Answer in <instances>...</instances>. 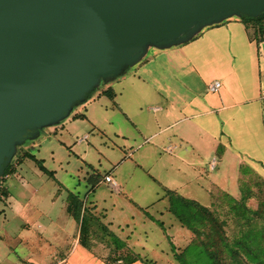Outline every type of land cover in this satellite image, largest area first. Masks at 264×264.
Returning <instances> with one entry per match:
<instances>
[{"label":"crops","instance_id":"1","mask_svg":"<svg viewBox=\"0 0 264 264\" xmlns=\"http://www.w3.org/2000/svg\"><path fill=\"white\" fill-rule=\"evenodd\" d=\"M240 23L243 42L228 40L233 34L241 36V28L237 26ZM208 27L230 34L223 46L219 41L210 42L212 51L216 50L209 59L215 65L216 76L205 78L201 71L205 61L202 56H196L197 67L192 69L188 60L183 59L176 60L181 63L179 71L171 60L174 70H165L161 75L122 74L115 84L107 82L92 92L77 110L40 136V150L46 147L47 151L40 162L47 172L36 166L24 169L26 161L35 165L24 159L7 175L11 182L4 181L5 195L0 196V201L10 205V218L1 219V226L9 236L12 234L9 231L14 232L10 238L13 243L35 242L38 248H45L42 255L31 251L19 262L16 255L12 263L143 264L141 261L147 259L142 254L126 249L125 242L133 238L135 230L146 240L150 229L147 226L140 229V225L155 222L162 226L158 218L168 213L169 198L176 197L175 193L191 201L196 200L188 196L193 190L191 185L195 192L202 186L207 191L214 187L217 176L208 173L218 168L223 155L231 153L234 144H240L238 129L259 128L262 122L255 110L258 107L249 102L259 105L264 100V78H260L264 26L245 24L240 17L230 16ZM194 45L204 48V44L195 42L186 47ZM170 48L173 46L164 49ZM245 52L250 63L239 61ZM145 62H135L134 68ZM213 81L219 83L217 90L206 91L204 86L207 88ZM257 130L242 135L257 143L261 140ZM50 137L57 146L66 149L73 162L67 156L57 157L52 168L46 164L45 158L54 159V151L48 146ZM246 156L259 161L258 157ZM57 171L63 174L57 176ZM105 175L110 177L109 182L104 181ZM64 176L69 179L70 189ZM31 177L40 180V200L49 198L53 205L55 198L62 201L58 205L62 216L57 224L50 215V207L39 209L33 201L39 194L38 189L30 186ZM13 183H20L24 189L17 193L26 192L29 200L23 203L13 199L10 189ZM69 194L78 200L77 204ZM27 206L32 211L28 212ZM9 220L15 222L11 230ZM28 221L37 222L35 227L41 232L30 231ZM138 239L133 238L131 245L143 243ZM139 247L140 251L142 245ZM10 255L8 252L5 257Z\"/></svg>","mask_w":264,"mask_h":264},{"label":"water","instance_id":"2","mask_svg":"<svg viewBox=\"0 0 264 264\" xmlns=\"http://www.w3.org/2000/svg\"><path fill=\"white\" fill-rule=\"evenodd\" d=\"M263 11L264 0H0V174L17 145L65 118L147 46Z\"/></svg>","mask_w":264,"mask_h":264},{"label":"rangeland","instance_id":"3","mask_svg":"<svg viewBox=\"0 0 264 264\" xmlns=\"http://www.w3.org/2000/svg\"><path fill=\"white\" fill-rule=\"evenodd\" d=\"M223 20L224 19H221V21L219 22H222ZM208 26L210 25L202 26L189 39L174 45H169L161 48L147 46L145 52L139 59L140 61L146 60L144 64H141L140 66L134 68L133 64L135 63H133L132 65L125 67L118 76L104 82L100 81L95 86L92 92L102 88L104 84H107V82H112L115 84V82H117L115 80L119 76H121L122 74H127L129 72L140 76H146L154 73L157 75H161L165 72V70H174L175 67H172L170 65L171 60L174 63L176 62L178 71L182 69L181 63H179V61H182L183 59L188 60V67L189 65H191V68L189 69L195 68L197 67V65H195L196 56H202L205 60L203 65L204 69H201L203 75H205V78L210 79L213 76H216L215 65L211 63V61H209V59L214 56L216 50L212 51L213 45H211L210 42H212L213 44V42L219 41L220 43L222 42L221 46H223L224 41L227 40V37L230 34H228L227 32L222 33L221 31L216 32L214 28H209ZM237 26L241 28V36L239 37L238 34H233L230 38L228 37V40L230 39L231 41L235 42L239 40L243 42L245 38L243 23H240ZM191 42L204 44V48L200 49L199 46L195 45L192 48L186 47V45ZM207 44L209 46H207ZM210 45L212 48H210ZM172 46V49L170 48L165 51L164 48ZM243 56L244 58H241L240 56L241 59H239V61L242 60L243 62H251V60L248 59L247 52H245V55ZM260 61L262 63L260 69L263 71L260 78L263 79L264 59H260ZM162 83L164 84V79L162 80ZM204 88L207 91V88L205 86ZM147 98H149L148 95ZM238 99H242V97ZM79 104L81 103L78 102L73 105L67 116L70 115L73 111L77 110V106ZM249 105H255L258 107V109L255 110H257V112H259L260 116L262 117L260 127L255 129H238V133L239 135H241V140H238V143L240 144H234V146L231 147V153H226L225 155H223V161L218 164V168L208 173H215V175L217 176L214 181V187L210 188V190L207 191V187L202 186V188H199L198 192H195L196 190L194 186L191 185V189L193 190L188 194V196L194 197L196 199H191V201L184 199L182 194H180L179 192L175 193L174 195L176 197L169 198L168 213L163 214V216L158 218L163 222L162 226H160L159 224L157 225V223L155 222H145L144 225H140V229H144L146 226L148 227V229H150L148 238L146 240H143L141 238V233H138L135 230V233L132 237L140 238L137 241L143 242L142 244H140L142 245V248L139 251L138 249L140 248V245H138L137 247L132 246V238L130 241L125 242L126 249L142 254V258H145L148 261H152L154 264H179L173 259V253L177 255L179 261H181L182 264H205L208 257L203 256V252L199 250V242H207V240L210 239L214 240L215 243L213 245L210 244V246L208 245L209 252H211V254L215 253L218 264H253L249 259L244 257V253L240 249H238V251L241 257L231 259L225 247L221 243H218V245L216 244L219 240L218 236L220 235L224 238L228 245L234 246L233 243L237 238H239L242 231L247 230L248 228H252L253 226H255V229H264V100H262L259 105H257V103L251 102H249ZM61 120L49 126L43 127V129L39 131L38 134L32 139H25L23 143L17 145L13 155L14 159L13 157L11 159L12 162H15L20 154L23 153L26 149H28L30 153L34 154V156L40 160L44 152L47 153V151L44 149L46 147L41 149L43 150V152L40 150V136L48 133L49 127L59 124ZM257 129H259V132L261 134V140L258 139L257 143L254 142V139L247 141L250 136L247 138L242 135L252 134L251 132H256L258 131ZM50 141L51 143H49L48 146H50L54 151V161L48 158L44 159L49 167L52 168L56 165L55 162L57 157L63 159L69 156V161L73 162L72 157H70L71 155L68 154L65 148L57 146L56 142L51 137ZM243 143L245 145H243ZM241 149H244V152H248V154H246L248 156L258 157L259 161H253L249 159L246 155H244ZM26 162L28 163V165H24V169L35 167V165H33L30 161ZM26 172L28 171L26 170ZM62 174V172L57 171V176ZM27 175H29V173H27ZM29 179H31L30 186L38 189L39 194L38 198L36 199L37 196H35L33 201L36 202V205L39 207V209L40 207H50V215L55 218V223L57 224L60 216H62V213L60 212V208L58 206L62 203V201H56L55 198V200L53 201L54 205L52 203L51 205L49 203V198L47 199L45 197L44 199H42L41 197L40 200V180H35L33 177ZM63 179L67 186L69 179H67L65 176ZM199 181L201 184V179H199ZM10 182V177L8 176L5 179V184H10ZM20 188H22L20 183H13L10 189L13 195V199H18L20 202L24 203L25 200H29V198L26 192L21 195L17 193ZM68 189H70V187ZM179 196L183 198L184 201L178 200L177 197ZM3 202V200L0 201V220L4 217L8 220L10 218V212L8 208L11 207L10 205ZM193 203L198 206L204 207L207 212L203 213L200 208L197 211V207L193 205ZM235 203L238 205H236ZM27 211H32V209L27 206ZM211 218L215 219V222L211 221ZM10 222L11 224H9ZM37 222L40 223V219ZM13 223L15 222L9 220L8 225L10 226V230L15 227ZM27 223L29 224L28 227L30 228V231L41 232L40 228L35 227L36 224L34 222L32 224L31 221H28ZM52 226L54 227L55 225L52 224ZM4 229L5 227L1 226L0 224V264H14L12 262H15V260L16 262H19L21 261V257L24 258L30 255L31 251H33V254H38L39 256L45 252V250H43L45 248H38L35 242L27 243L26 245L13 243L10 238L12 237L14 232L9 231L10 233H12L9 236L8 234H6V231H4ZM57 233H60L58 229ZM50 237L52 239H49L50 242H53V237ZM259 239L263 244L264 237H260ZM37 243L39 244L40 241H38ZM13 245L15 246L13 247ZM172 249L174 250L173 253H171ZM8 252L12 255L5 257L6 253ZM16 255L20 258L15 259ZM12 258L15 260H11ZM237 259H240L241 263H239Z\"/></svg>","mask_w":264,"mask_h":264},{"label":"trees","instance_id":"4","mask_svg":"<svg viewBox=\"0 0 264 264\" xmlns=\"http://www.w3.org/2000/svg\"><path fill=\"white\" fill-rule=\"evenodd\" d=\"M240 19L245 24L246 23H253V24H258L260 26H264V11L256 17L249 18V17L241 16ZM93 90L94 89H92L90 92H88L85 95L84 100L90 95V93ZM13 159H14V157H13ZM24 159L31 160L35 164V166L37 167V169L39 171L41 170L42 172H47V170L41 165L40 160L37 159L34 156V154L30 153L28 151V149H26L23 153L20 154V156L16 159L15 162H12V160H11L7 164L3 165V170H2V173L0 174V196L5 195L3 182L5 181L7 175L12 174L15 170L16 165H18ZM69 198L72 200V202L77 204L78 200L73 195L69 194ZM177 199L182 201V199H180V198H177ZM193 205H195L197 207V211L200 208L203 213L207 212L204 207L198 206L194 203H193ZM236 205H238V204H236ZM211 221L215 222V219L211 218ZM218 237H219V240L217 241L216 244L218 245V243L219 244L221 243L225 247L227 252L229 253L231 259L241 257L240 253L238 251V249H240L244 253V257L249 259L251 263H253V264H264V243L262 244L260 242V239H259L260 237H264V229L263 228L255 229V226H253L252 228H248L247 230L242 231L239 238H237L235 240V242L233 243L234 246L228 245L221 235ZM214 243H215L214 240H210V239L207 240V242L206 241H200L199 242V248H200L199 250L203 252V256L208 257L205 264H218V261L215 257V253L211 254V252H209V247H208V245L210 246V244L213 245ZM173 252H174V250L172 249L171 253H173ZM172 255H173V259L176 262H178L179 264H182L181 261H179L177 255L175 253H173ZM237 260L239 263H241L240 259H237ZM141 262L143 264H154L152 261H148V260H142Z\"/></svg>","mask_w":264,"mask_h":264},{"label":"built area","instance_id":"5","mask_svg":"<svg viewBox=\"0 0 264 264\" xmlns=\"http://www.w3.org/2000/svg\"><path fill=\"white\" fill-rule=\"evenodd\" d=\"M218 86H219V83L217 81H213V82H211L210 84L207 85V89L209 91H215V90H217ZM103 179L106 182H109L110 181V177L108 175H105L103 177Z\"/></svg>","mask_w":264,"mask_h":264}]
</instances>
